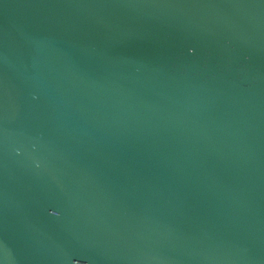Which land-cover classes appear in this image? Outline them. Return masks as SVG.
Listing matches in <instances>:
<instances>
[{
  "label": "water",
  "instance_id": "95a60500",
  "mask_svg": "<svg viewBox=\"0 0 264 264\" xmlns=\"http://www.w3.org/2000/svg\"><path fill=\"white\" fill-rule=\"evenodd\" d=\"M0 264H264V0H0Z\"/></svg>",
  "mask_w": 264,
  "mask_h": 264
}]
</instances>
